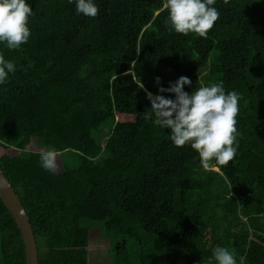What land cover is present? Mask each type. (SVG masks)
I'll use <instances>...</instances> for the list:
<instances>
[{"label": "trees", "instance_id": "trees-1", "mask_svg": "<svg viewBox=\"0 0 264 264\" xmlns=\"http://www.w3.org/2000/svg\"><path fill=\"white\" fill-rule=\"evenodd\" d=\"M27 2L28 42L0 44L16 66L0 85V147L12 150L0 167L38 264H93L92 229L107 240L104 264H210L217 245L237 264H264V0H215L206 37L176 33L163 0H95V18L68 0ZM180 76L192 82L185 92L222 80L239 93V147L227 165L205 168L145 120L146 93L174 98L157 89ZM45 148L57 150L54 173L39 166ZM0 264H25L1 199Z\"/></svg>", "mask_w": 264, "mask_h": 264}, {"label": "clouds", "instance_id": "clouds-1", "mask_svg": "<svg viewBox=\"0 0 264 264\" xmlns=\"http://www.w3.org/2000/svg\"><path fill=\"white\" fill-rule=\"evenodd\" d=\"M68 2L75 6L77 15L95 18L99 12L95 0ZM214 3L215 0H163L161 11L167 12L166 23L176 33L206 37L219 18L218 10L212 7ZM32 15L33 10L27 0H0V44L8 50L19 49L26 44L31 35L28 21ZM15 71L14 62L0 53V85H4L9 74ZM156 83L159 84L158 77ZM191 84L188 77L180 76L169 82L168 87H158V93L174 94V98L146 93L150 111L144 118L160 129H168L169 140L174 146L188 144L198 153L205 168L213 159L220 165H227L239 147L236 117L240 95L235 90L226 91L222 80L185 92L184 86ZM38 163L43 170L54 173L57 150L45 148L39 153ZM211 261L215 264H237L235 253L219 245L213 247L210 264Z\"/></svg>", "mask_w": 264, "mask_h": 264}, {"label": "water", "instance_id": "water-1", "mask_svg": "<svg viewBox=\"0 0 264 264\" xmlns=\"http://www.w3.org/2000/svg\"><path fill=\"white\" fill-rule=\"evenodd\" d=\"M0 199L19 230L25 253V264H38L37 245L26 211L11 183L0 167Z\"/></svg>", "mask_w": 264, "mask_h": 264}, {"label": "rangeland", "instance_id": "rangeland-1", "mask_svg": "<svg viewBox=\"0 0 264 264\" xmlns=\"http://www.w3.org/2000/svg\"><path fill=\"white\" fill-rule=\"evenodd\" d=\"M199 72H201V71H199ZM27 148L32 149V150H35L37 148L35 143H34V140H32L29 143ZM3 153L12 154V150H7V149L0 147V155ZM213 168L216 169V167H213ZM107 248H108L107 240L98 236V232L96 231V229H92L90 231V242H89L88 249L90 250V254L93 255V257H94L93 258V264H104V263L108 262L107 261L108 258L106 255Z\"/></svg>", "mask_w": 264, "mask_h": 264}]
</instances>
